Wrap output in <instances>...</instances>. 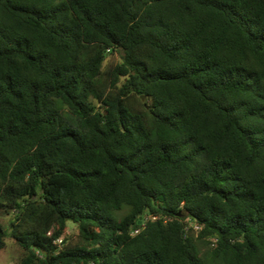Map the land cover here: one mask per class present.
Wrapping results in <instances>:
<instances>
[{
    "label": "trees",
    "instance_id": "1",
    "mask_svg": "<svg viewBox=\"0 0 264 264\" xmlns=\"http://www.w3.org/2000/svg\"><path fill=\"white\" fill-rule=\"evenodd\" d=\"M1 216L18 264H264V0H0Z\"/></svg>",
    "mask_w": 264,
    "mask_h": 264
},
{
    "label": "rangeland",
    "instance_id": "2",
    "mask_svg": "<svg viewBox=\"0 0 264 264\" xmlns=\"http://www.w3.org/2000/svg\"><path fill=\"white\" fill-rule=\"evenodd\" d=\"M8 216H1L0 223L7 228L8 225ZM67 233H66V240L70 243H75L77 241V228L71 222L67 223ZM22 255L21 249L15 244V242L7 238L5 240V247L0 251V264H18L19 259Z\"/></svg>",
    "mask_w": 264,
    "mask_h": 264
},
{
    "label": "built area",
    "instance_id": "3",
    "mask_svg": "<svg viewBox=\"0 0 264 264\" xmlns=\"http://www.w3.org/2000/svg\"><path fill=\"white\" fill-rule=\"evenodd\" d=\"M195 230H199V227L198 226H195L194 227ZM138 231H135L134 233H137ZM58 243L60 244L61 243V240H58Z\"/></svg>",
    "mask_w": 264,
    "mask_h": 264
},
{
    "label": "water",
    "instance_id": "4",
    "mask_svg": "<svg viewBox=\"0 0 264 264\" xmlns=\"http://www.w3.org/2000/svg\"><path fill=\"white\" fill-rule=\"evenodd\" d=\"M142 100H144V97H142ZM138 224H140V219H139V221H138Z\"/></svg>",
    "mask_w": 264,
    "mask_h": 264
}]
</instances>
